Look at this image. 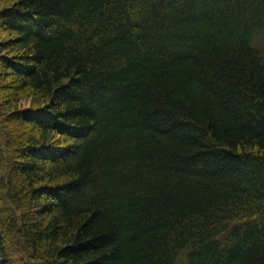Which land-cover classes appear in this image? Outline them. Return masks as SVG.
<instances>
[{"label":"trees","instance_id":"16d2710c","mask_svg":"<svg viewBox=\"0 0 264 264\" xmlns=\"http://www.w3.org/2000/svg\"><path fill=\"white\" fill-rule=\"evenodd\" d=\"M0 264H264V0H0Z\"/></svg>","mask_w":264,"mask_h":264},{"label":"water","instance_id":"95a60500","mask_svg":"<svg viewBox=\"0 0 264 264\" xmlns=\"http://www.w3.org/2000/svg\"><path fill=\"white\" fill-rule=\"evenodd\" d=\"M7 169H8V167H7ZM7 169H6V170H7ZM6 170H5V172H6ZM5 172H4V173H5Z\"/></svg>","mask_w":264,"mask_h":264},{"label":"rangeland","instance_id":"374dc122","mask_svg":"<svg viewBox=\"0 0 264 264\" xmlns=\"http://www.w3.org/2000/svg\"><path fill=\"white\" fill-rule=\"evenodd\" d=\"M263 45V44H262Z\"/></svg>","mask_w":264,"mask_h":264}]
</instances>
